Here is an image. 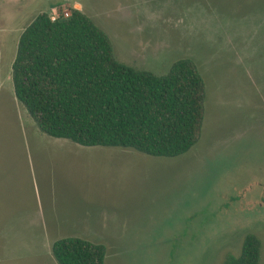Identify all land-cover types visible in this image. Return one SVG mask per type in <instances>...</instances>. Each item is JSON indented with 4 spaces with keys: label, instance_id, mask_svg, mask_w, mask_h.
I'll return each mask as SVG.
<instances>
[{
    "label": "rangeland",
    "instance_id": "374dc122",
    "mask_svg": "<svg viewBox=\"0 0 264 264\" xmlns=\"http://www.w3.org/2000/svg\"><path fill=\"white\" fill-rule=\"evenodd\" d=\"M70 9L128 67L161 76L193 61L205 102L190 151L151 157L39 131L11 66L37 15ZM247 235L264 264V0H0V264H56L64 238L102 245L103 264H223Z\"/></svg>",
    "mask_w": 264,
    "mask_h": 264
},
{
    "label": "trees",
    "instance_id": "16d2710c",
    "mask_svg": "<svg viewBox=\"0 0 264 264\" xmlns=\"http://www.w3.org/2000/svg\"><path fill=\"white\" fill-rule=\"evenodd\" d=\"M16 100L39 131L82 147L130 149L175 158L198 141L204 81L193 61L157 76L117 62L106 34L77 9L67 18L41 13L19 36L11 66ZM56 264H103L102 245L55 241ZM261 242L247 235L238 257L223 264H259Z\"/></svg>",
    "mask_w": 264,
    "mask_h": 264
},
{
    "label": "built area",
    "instance_id": "2783aa9c",
    "mask_svg": "<svg viewBox=\"0 0 264 264\" xmlns=\"http://www.w3.org/2000/svg\"><path fill=\"white\" fill-rule=\"evenodd\" d=\"M51 20H55L54 18H52Z\"/></svg>",
    "mask_w": 264,
    "mask_h": 264
},
{
    "label": "crops",
    "instance_id": "0c3cea01",
    "mask_svg": "<svg viewBox=\"0 0 264 264\" xmlns=\"http://www.w3.org/2000/svg\"><path fill=\"white\" fill-rule=\"evenodd\" d=\"M64 239H66V238H64Z\"/></svg>",
    "mask_w": 264,
    "mask_h": 264
}]
</instances>
